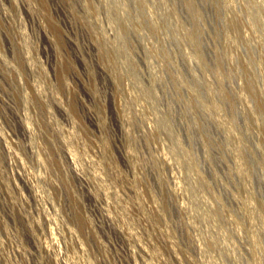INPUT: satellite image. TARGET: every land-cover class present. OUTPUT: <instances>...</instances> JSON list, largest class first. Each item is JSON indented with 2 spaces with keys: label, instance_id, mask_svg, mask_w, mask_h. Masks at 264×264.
<instances>
[{
  "label": "rangeland",
  "instance_id": "obj_1",
  "mask_svg": "<svg viewBox=\"0 0 264 264\" xmlns=\"http://www.w3.org/2000/svg\"><path fill=\"white\" fill-rule=\"evenodd\" d=\"M0 264H264V0H0Z\"/></svg>",
  "mask_w": 264,
  "mask_h": 264
}]
</instances>
